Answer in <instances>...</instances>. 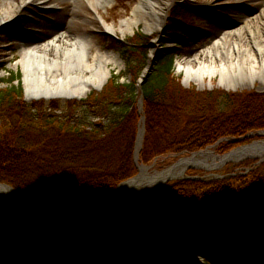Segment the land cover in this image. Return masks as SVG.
<instances>
[{"label": "trees", "instance_id": "16d2710c", "mask_svg": "<svg viewBox=\"0 0 264 264\" xmlns=\"http://www.w3.org/2000/svg\"><path fill=\"white\" fill-rule=\"evenodd\" d=\"M173 22L170 33L176 38L182 23ZM164 60L142 88L146 134L141 163L154 164L171 153L192 154L226 139L217 145L224 155L242 144L233 140L264 131V95L223 94L228 102L218 108L202 93L184 90L171 78L174 61ZM126 71L124 83L115 76L101 94L85 101L94 115L85 124L70 115L73 107L59 113L56 105H29L18 75L13 78L18 84L0 88V115L6 121L0 133V183L55 206L92 208L135 177L141 119L136 85L142 70L128 59ZM209 114L216 116L208 119ZM250 163L254 167L245 176L170 182L108 217L36 221L0 206V264H160L168 255L172 264H183L189 253L225 255L241 241L253 252L255 243L264 244V164H244ZM227 191L231 196L223 205L202 204ZM232 257L240 262L237 254Z\"/></svg>", "mask_w": 264, "mask_h": 264}, {"label": "rangeland", "instance_id": "374dc122", "mask_svg": "<svg viewBox=\"0 0 264 264\" xmlns=\"http://www.w3.org/2000/svg\"><path fill=\"white\" fill-rule=\"evenodd\" d=\"M141 1L143 0H111L109 6L98 8L95 2L91 4L86 0H81L76 13H72L74 7L70 0H50L51 5L49 7L41 6V2L30 3L19 13L15 20L5 23L0 27V88L4 89L18 84V81H13L15 75H18L24 89V72L20 63L23 55L19 50L24 40L45 38L49 37L52 33L70 31L72 33H86V35L93 34L95 37V43H93L91 48L93 54H96L97 51H102L103 53H112L119 57V64L109 65L111 76L108 83L112 82L115 76H119L120 83H124L127 80L128 73L126 71V64L128 59L137 65L138 70H142L141 73H143L149 63H151L150 72H152L159 64L166 61L164 59H167V61H174L171 78H174L184 90L194 89L195 92L202 93L204 100H207L205 101L206 103L209 101L218 108H223V105L228 102V99L222 96L223 94L245 96L249 93H254L256 95H264V72L252 73L248 78L241 76L237 72L236 79L239 86L237 89L229 90L219 86L220 75L213 78V82L207 78L206 83L202 86L194 83L186 84L185 73L182 72L179 66L180 62L190 57L194 58L206 49H209L211 47V40L217 31L225 30L227 28L226 26L230 27V23L234 17L242 16L244 19L253 20V18L260 16L258 22L256 21L255 23V27L262 28L264 33V14L261 13L264 11L262 9V3L255 0H246L245 2L240 0H174L169 4L170 8L165 17L164 28L161 33L154 30H147L142 20L132 22L131 30H125L123 33L121 25L124 22H130L132 19H135L134 12ZM164 1L167 2V0ZM174 19L182 23V29L179 33L175 34L176 38H173L170 33L172 32L170 27L174 25ZM71 21H74L75 25H70ZM105 26H114L116 28V35L114 36L110 31H107ZM238 27L240 26L236 28ZM242 42L244 45H247V42H250V38L244 41L242 40ZM128 48L132 49L129 51ZM154 51L155 53L153 54ZM222 59L223 57L221 59L219 58V61ZM104 87L100 90L92 91L82 100L64 98L50 100L24 98V100L29 105L36 103H43L45 106L56 105L60 108L61 112L59 113L69 112V109L73 107L74 111H71L70 115L76 118L77 122L85 124L93 121L94 118L93 110H90V104L85 106V101L92 94H101ZM209 105L208 107H211ZM142 116L144 117V113H142ZM214 116L216 114H209L206 118L211 119ZM185 120L189 123L187 118ZM183 122L187 125L184 120ZM208 123H210V120H208ZM5 128L6 121L0 115V133H3ZM261 132L264 133V131H260L259 133ZM249 135L241 138L246 137L244 140L236 141L237 139H235L233 142H241L242 144L235 146L229 152L239 147L250 145L252 142L264 140L261 136L249 138L247 137ZM218 142L216 145H212L210 150L215 155L222 157L224 155L217 152V147L220 146V143L226 142V139ZM200 151H208V148ZM192 154L184 155V153L180 152L165 155L155 161V165L149 170V173L153 175L154 172L166 170L182 158L190 157ZM201 158L203 159L204 157ZM248 160L257 159L229 162L224 165H219L218 160L214 163L209 161L208 170L204 169L205 165L201 164L199 169H188L181 180H186L185 178H200L201 181H211L241 174L245 176L254 167V165H251L253 163L244 164ZM263 164L264 160L257 167L260 165L263 166ZM261 172L264 173V168H262ZM228 196H231V193L228 191L221 194L216 193L206 197L202 204L207 207L221 206L227 201ZM188 204H192L191 201ZM61 207L70 210L69 213L71 214L90 209V207L80 203L65 204ZM32 234L39 236L40 233L34 231ZM254 248L255 252L250 251V253H247V249L240 244L225 255L220 252L215 255L205 253L204 255L194 256V258L187 256L183 258V264H236L232 260V255L236 253L244 260L241 264H264V245H257ZM206 258L209 259V262H205ZM172 262L173 256L168 255L160 264H172Z\"/></svg>", "mask_w": 264, "mask_h": 264}, {"label": "bare ground", "instance_id": "6f19581e", "mask_svg": "<svg viewBox=\"0 0 264 264\" xmlns=\"http://www.w3.org/2000/svg\"><path fill=\"white\" fill-rule=\"evenodd\" d=\"M70 1L74 7L72 13H76L81 0ZM86 1L91 4L95 2L98 8H105L111 4V0ZM173 1H141L134 12L135 19L121 25L122 32L131 30L132 22L142 20L147 30L161 33L170 8L169 4ZM240 1L245 2L246 0ZM255 1L262 3V9H264V0ZM32 2H41V6L44 7L51 5L50 0H1L0 27L15 20L19 13ZM261 13L264 14V11ZM259 19L260 16L253 18V20L244 19L242 16L234 17L230 27L226 26L225 30L217 31L211 40L209 49L194 58L190 57L180 62L179 66L185 73L186 84L194 83L202 86L206 83L207 78L213 82V78L220 75L219 86L229 90L237 89L239 86L236 79L237 72L246 78L252 73L264 72V33L262 28L255 27V23ZM71 24L75 25L74 21H71ZM237 26L240 27L236 28ZM105 28L107 31L116 33L114 26H105ZM248 38H250V42L244 45L242 40ZM93 43H95L93 34L86 35V33H72L70 31L52 33L45 38L24 40L19 47L23 55L20 63L25 73L29 99L42 94L82 100L92 91L102 88L111 76L109 65L119 64L120 59L117 55L102 51L93 54L91 52ZM222 57L223 59L219 61V58ZM260 150H264V146ZM248 153L250 154L249 151L234 152L229 158L236 159ZM213 158L214 155L198 156L194 161L196 164L208 165V162L212 161ZM190 164L192 163L188 161L181 162L172 170L171 174L174 176L184 170L186 172ZM158 176L160 174H156V177ZM147 182L148 179L144 177L141 183L132 186L126 190V193L121 194L118 201L124 199L129 193L145 192L150 188V184ZM6 204L11 207L15 206L11 202H6ZM30 206L33 205L30 204ZM44 210L47 211V209Z\"/></svg>", "mask_w": 264, "mask_h": 264}, {"label": "water", "instance_id": "95a60500", "mask_svg": "<svg viewBox=\"0 0 264 264\" xmlns=\"http://www.w3.org/2000/svg\"><path fill=\"white\" fill-rule=\"evenodd\" d=\"M150 70H151V63H149L147 68L143 71L141 78L138 81L137 92L142 90L143 84L148 80L151 74ZM23 84H24V89H25V95L27 98H29L30 95H29V91L26 88L25 73L23 77ZM60 97L61 96H49V95L38 94L35 96L34 99L43 98V99L48 100V99L60 98ZM67 99H71V98H67ZM138 109H139V114H141L143 111V96L142 95L139 99ZM141 122L142 124L138 131V135H137V139L135 143V151H134V162L138 170V175L132 179H129L121 183L116 189L115 193L110 197V199H108V201L103 202L99 204L98 206L92 207L87 211L71 214L69 213L70 210L64 209L61 206L51 205L47 201L41 198H38L29 192L17 191L16 189H14L12 186L8 184L0 183V206L4 208L13 209L18 214H25L31 220H36V221H46L48 219H54V220L67 222L70 220H77L80 218H92L94 216L108 217L111 215L121 213L131 203L149 196L156 189L165 186L167 183L171 181H175V180H180L181 178H183L184 174L186 173L185 170L174 176L171 174L172 170L175 169L183 161H188L192 163L189 165L188 169H199L201 167V164H196L194 159L198 156H205V155H214L212 162H215L216 160H218L219 165H224L229 162H238V161L240 162L242 160H247V159H257L259 163L264 160L263 159L264 150H260L264 146V140H260V141L252 142L250 145L239 147L225 154L222 157L215 155V153L209 150L210 148H208V151H200V152L192 154L190 157L182 158L181 160H179L177 163H175L168 169L163 170L161 172H154V174L151 175L149 173V170L153 168L154 165L146 166V165L140 164V153L142 151L144 137H145V118L143 116L141 118ZM261 135H264V133L256 134L254 136L249 135L247 137L253 138V137H257ZM244 139H246V137L240 140H244ZM236 141H239V140H236ZM238 151H247V152L249 151L250 154L249 153L245 154L242 157H239L236 159L229 158L230 155ZM208 167H209L208 165H205L204 169L208 170ZM156 174H160V176L156 177ZM144 177L148 179V182L150 184V188L148 190L142 193H138V194L129 193V195H127L124 199L118 201V197L121 194H123L124 192L126 193V190L127 189L129 190L132 186H136L139 183H141ZM190 179L200 180V178H190ZM6 202H11L15 206L14 207L8 206ZM30 204L33 206H30ZM44 209H47V211H45Z\"/></svg>", "mask_w": 264, "mask_h": 264}]
</instances>
